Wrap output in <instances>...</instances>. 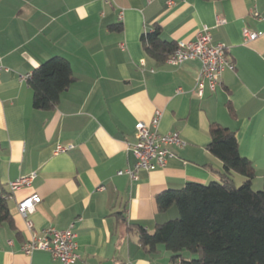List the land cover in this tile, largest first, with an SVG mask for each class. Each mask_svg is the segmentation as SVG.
Returning a JSON list of instances; mask_svg holds the SVG:
<instances>
[{
	"label": "crops",
	"instance_id": "obj_1",
	"mask_svg": "<svg viewBox=\"0 0 264 264\" xmlns=\"http://www.w3.org/2000/svg\"><path fill=\"white\" fill-rule=\"evenodd\" d=\"M168 2L0 0V65L10 69L0 75V190L13 220L0 225V264H61L49 252L28 256L22 248L33 231L72 224L76 264H175L164 245L147 252L127 225L153 233L178 216L175 206L159 211L158 195L221 181L223 162L207 149L212 124L236 132L241 155L256 170L252 187L263 188L264 0ZM157 26L176 44L210 28L213 41L229 47L236 70L199 97L200 60L173 65L147 54L142 37ZM244 29L257 39L245 42ZM53 57L70 62L75 80L54 110H37L27 77ZM157 110L160 132L178 131L187 147L176 149L166 167L141 171L139 181L117 175L136 162L128 146L136 125L149 124ZM57 145L74 148L55 154ZM32 174L30 186L11 192V182ZM34 194L42 201L29 215V230L18 205Z\"/></svg>",
	"mask_w": 264,
	"mask_h": 264
},
{
	"label": "trees",
	"instance_id": "obj_2",
	"mask_svg": "<svg viewBox=\"0 0 264 264\" xmlns=\"http://www.w3.org/2000/svg\"><path fill=\"white\" fill-rule=\"evenodd\" d=\"M113 29L121 30V26ZM142 42L147 54L160 63L177 48L176 43L163 39L158 26L145 33ZM74 80L67 59L53 57L42 63L28 78L35 109L54 110ZM207 149L223 162L221 181L189 182L182 189L161 193L157 196L159 211L176 206L180 217L157 224L153 233L136 223L127 228L138 231L139 242L149 253L164 245L175 263L264 264V189L252 187L254 164L241 155L236 132L219 124L210 127ZM231 172L242 175L245 181L237 185ZM6 195L0 190V225H13Z\"/></svg>",
	"mask_w": 264,
	"mask_h": 264
},
{
	"label": "built area",
	"instance_id": "obj_3",
	"mask_svg": "<svg viewBox=\"0 0 264 264\" xmlns=\"http://www.w3.org/2000/svg\"><path fill=\"white\" fill-rule=\"evenodd\" d=\"M101 1L108 4L112 0ZM168 4L175 5L176 0H169ZM243 36L245 42H250L256 40L258 34L244 29ZM122 47L124 46L122 45ZM188 60H200L202 64L201 75L195 86L196 94L199 97L204 95L206 87L215 92L222 84L221 77L225 71L236 70V63L230 57L229 47L224 43H215L211 29L208 27H204L199 31L195 41L178 42L175 53L166 62L179 65ZM9 70V68L0 65V75ZM162 117L163 112L157 110L149 124L139 122L136 125L135 142L128 145L129 150L133 152L136 158V162L133 167L120 170L117 175H127L132 181H139L141 171L166 167L168 161L177 156L176 149L187 147L188 142L178 131L166 134L160 132L159 127ZM72 148H74L73 145H57L54 153H65ZM35 178L36 174H32L11 182V192L14 193L23 187L30 186ZM100 189L104 188L101 187ZM41 201L42 198L38 194H34L18 205L19 212L25 218L29 230L34 229L29 215L35 211L36 206ZM33 232L31 239L22 248L26 255L31 256L36 251H46L54 259L59 260L61 264H76L80 259L74 224L67 230L49 227L40 232ZM175 264H182V262L178 260Z\"/></svg>",
	"mask_w": 264,
	"mask_h": 264
},
{
	"label": "rangeland",
	"instance_id": "obj_4",
	"mask_svg": "<svg viewBox=\"0 0 264 264\" xmlns=\"http://www.w3.org/2000/svg\"><path fill=\"white\" fill-rule=\"evenodd\" d=\"M264 189V184H263V188L262 189H260V190H256V191H262ZM255 190V189H254ZM175 208H176V210H177V212H178V209H177V207L175 206ZM180 216H179V212H178V216H177V218H179ZM172 219H176V218H172ZM171 219V220H172Z\"/></svg>",
	"mask_w": 264,
	"mask_h": 264
}]
</instances>
